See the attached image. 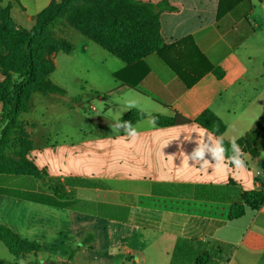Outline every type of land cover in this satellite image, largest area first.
<instances>
[{"label": "crops", "instance_id": "0c3cea01", "mask_svg": "<svg viewBox=\"0 0 264 264\" xmlns=\"http://www.w3.org/2000/svg\"><path fill=\"white\" fill-rule=\"evenodd\" d=\"M52 1L5 0L15 22L28 30ZM168 1L177 10L161 13L162 54L130 65L121 59L113 74L119 90L151 101V111L138 109L149 117L133 133L121 127L96 137L91 175L54 176L53 183L0 175V224L44 247L15 257L0 242V264H115L116 251L144 264H264V206L229 219L244 192L264 189V59L256 68L258 50L242 52L264 19L252 18L254 0L247 16L242 0ZM207 111L225 123L222 137L195 121ZM154 114H180L191 123L160 127ZM221 138L238 146L232 159ZM82 142L88 146V138ZM197 147L203 156L195 155ZM58 148L48 146L50 158ZM30 157L47 176L36 163L34 143ZM206 253L212 257L205 261L200 257Z\"/></svg>", "mask_w": 264, "mask_h": 264}, {"label": "trees", "instance_id": "16d2710c", "mask_svg": "<svg viewBox=\"0 0 264 264\" xmlns=\"http://www.w3.org/2000/svg\"><path fill=\"white\" fill-rule=\"evenodd\" d=\"M248 13L252 10L250 0ZM12 4L0 0V104L4 124L0 137V175H30L45 181L46 172L40 170L29 158L33 142L28 137L19 140V157L13 158L7 153L15 131L21 129L22 113L31 108L34 93L65 94V90L50 80L56 69L53 58L58 52L71 54L74 45L65 38L55 36L53 26L67 17L69 24L82 35L100 45L111 55L122 59L130 65L153 54H162L166 43L161 34V13L175 11L177 8L168 0L158 3L142 0H53L38 16L31 29L19 26L11 15ZM246 19V18H245ZM247 21V19L245 20ZM219 78L224 76L220 67L213 68ZM17 76L20 79H17ZM149 117L146 113L131 109L120 119L125 133H133L138 122ZM160 127L183 126L191 121L180 114L151 116ZM197 123L207 127L217 136L222 137L226 130L225 123L211 111L203 113ZM130 125V127L128 126ZM246 138L238 142L242 144ZM227 158L232 159L236 152L235 144L221 138ZM259 151L253 155H258ZM10 164V166H9ZM45 183V182H44ZM50 190L60 195V191L49 186ZM243 204H235L230 211L229 219L242 217L247 208L260 210L264 206V189L247 191L242 195ZM0 242L15 257L29 253L41 252L44 247L35 241L21 238L6 225L0 224ZM220 251H222L220 249ZM211 253L200 258L209 260Z\"/></svg>", "mask_w": 264, "mask_h": 264}, {"label": "rangeland", "instance_id": "374dc122", "mask_svg": "<svg viewBox=\"0 0 264 264\" xmlns=\"http://www.w3.org/2000/svg\"><path fill=\"white\" fill-rule=\"evenodd\" d=\"M61 2V0H57ZM258 11L253 19L261 23L264 11L260 10L259 0H254ZM264 1V0H263ZM56 37L66 38L74 45L71 54L58 52L56 69L50 80L65 90V94L34 93L31 108L22 113L21 129L14 132L7 153L19 157V140L25 136L34 143L36 163L47 169V181L53 183L54 176L70 177L78 174L91 175L96 170L94 155L90 152L96 137L110 136L120 131V118L131 109L151 111L145 99L133 90H119L121 83L114 73L122 66V60L114 57L100 45L91 41L68 22L67 17L59 19L53 26ZM264 24L257 29V36L242 50L243 55H251L255 50L259 58L256 68L262 67L264 59ZM17 79H20L17 76ZM2 75L0 73V82ZM141 108H137L136 105ZM1 108V105H0ZM95 108V109H93ZM0 114V120H1ZM4 124L0 122V137ZM88 138V146L80 145ZM64 140L75 143V147L65 149ZM58 144L59 148L52 158L49 145ZM82 147V149H80ZM31 159V157L29 156ZM10 166V164H9ZM115 264H144L135 262L116 251ZM80 261V260H78ZM84 264V262H78ZM42 264H45L42 262ZM86 264V263H85ZM148 264H153L149 260Z\"/></svg>", "mask_w": 264, "mask_h": 264}, {"label": "clouds", "instance_id": "9594fccd", "mask_svg": "<svg viewBox=\"0 0 264 264\" xmlns=\"http://www.w3.org/2000/svg\"><path fill=\"white\" fill-rule=\"evenodd\" d=\"M128 126L130 127V125H128ZM218 143H222V142H218ZM232 148H233L234 152H236L237 154L239 153V148H238V146L233 145ZM216 150L219 151V150H223V149H222V147H219V148H217ZM193 151H194L195 155H197V156H203V155L205 154V150H204V148H202V147H197V148L194 149Z\"/></svg>", "mask_w": 264, "mask_h": 264}, {"label": "built area", "instance_id": "2783aa9c", "mask_svg": "<svg viewBox=\"0 0 264 264\" xmlns=\"http://www.w3.org/2000/svg\"><path fill=\"white\" fill-rule=\"evenodd\" d=\"M93 109H95V108H93Z\"/></svg>", "mask_w": 264, "mask_h": 264}]
</instances>
